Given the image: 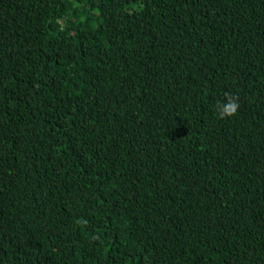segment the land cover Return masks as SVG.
Returning a JSON list of instances; mask_svg holds the SVG:
<instances>
[{
    "label": "trees",
    "instance_id": "obj_1",
    "mask_svg": "<svg viewBox=\"0 0 264 264\" xmlns=\"http://www.w3.org/2000/svg\"><path fill=\"white\" fill-rule=\"evenodd\" d=\"M0 264H264V0H0Z\"/></svg>",
    "mask_w": 264,
    "mask_h": 264
},
{
    "label": "clouds",
    "instance_id": "obj_2",
    "mask_svg": "<svg viewBox=\"0 0 264 264\" xmlns=\"http://www.w3.org/2000/svg\"><path fill=\"white\" fill-rule=\"evenodd\" d=\"M227 103H221L217 105L219 115L223 117H231L235 115L239 108L238 97L231 94H225Z\"/></svg>",
    "mask_w": 264,
    "mask_h": 264
},
{
    "label": "rangeland",
    "instance_id": "obj_3",
    "mask_svg": "<svg viewBox=\"0 0 264 264\" xmlns=\"http://www.w3.org/2000/svg\"><path fill=\"white\" fill-rule=\"evenodd\" d=\"M70 11H71V13H72L73 15H77V14H79L78 11H77V7H76L75 5H73V6L71 7Z\"/></svg>",
    "mask_w": 264,
    "mask_h": 264
}]
</instances>
